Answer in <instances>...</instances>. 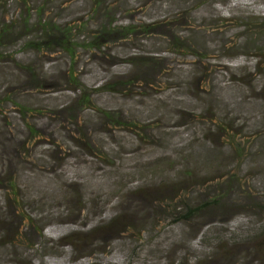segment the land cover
Wrapping results in <instances>:
<instances>
[{
	"label": "rangeland",
	"instance_id": "1",
	"mask_svg": "<svg viewBox=\"0 0 264 264\" xmlns=\"http://www.w3.org/2000/svg\"><path fill=\"white\" fill-rule=\"evenodd\" d=\"M95 1L0 0V264H264V0Z\"/></svg>",
	"mask_w": 264,
	"mask_h": 264
},
{
	"label": "trees",
	"instance_id": "2",
	"mask_svg": "<svg viewBox=\"0 0 264 264\" xmlns=\"http://www.w3.org/2000/svg\"><path fill=\"white\" fill-rule=\"evenodd\" d=\"M95 1V0H94ZM104 2H105V0H97V2L95 1V6L96 7H98V8H104V10L105 9H107L106 8V5L104 4ZM103 10V11H104ZM108 10V9H107ZM155 23L154 22H150V23H148L146 26L144 25V28L146 29L145 31H147L150 27H153V25H154ZM46 29H48V25H47V27H46ZM100 32H98V34L93 38V40L90 42V44L93 46V47H96V48H98V47H100L102 44H103V42L104 43H107L106 42V40L109 38V35H111V33H112V31H114L113 29H110L109 27H108V25H106V26H102V27H100ZM153 29V28H152ZM8 30H9V28H7V27H3V28H1V30H0V46H1V43L3 42V40L5 39V37H6V34H7V32H8ZM65 31V32H64ZM63 31V35L61 34V35H59L58 37H57V39H56V41H57V43L61 46V48H63V49H65V50H67L70 54L72 53V48H73V45H74V42H72V40H71V34H70V31H71V29H65ZM119 31L120 32H125L126 34H128V33H133L134 32V28H133V26H131V25H127V26H123V28H119ZM148 31H151V29L150 30H148ZM175 40V39H174ZM6 41V40H5ZM174 42H176V43H173V45H174V47L175 48H181V49H185L186 47H183V45H182V43L180 42V41H178V40H175ZM174 48V49H175ZM147 56H143L142 54L141 55H139V56H137V55H134L132 58H129L127 61L128 62H130V63H134V61L136 60V59H138V60H141L142 62H144V65H146V64H148V63H150V62H152L149 58H151V57H149V54H146ZM83 100L84 101H87L88 100V98L87 97H85L84 96V98H83ZM25 110H27V109H24V110H22V112L21 113H25ZM223 126V128H226V131H229L230 130V128H229V126L226 124V122H225V120H224V123L222 124ZM28 128V130L32 133H34V135L36 134L35 133V131H36V128L34 127V126H32V124H29V126L27 127ZM143 128H142V126H139V128L137 129V131L139 132L140 130H142ZM234 135H235V133L233 132V131H230L229 132V134L228 135H226V137L228 138V141L229 142H234L233 141V139H235V137H234ZM236 137H237V135H236ZM234 145H235V151H236V153L237 154H241L242 153V150H243V147H244V145L243 144H241V142H239V141H237V142H235L234 143ZM233 179V181L231 182V180L230 179ZM230 179H229V181H230V183L228 184L227 183V185H228V187H227V190L229 189V190H232V186L231 185H233L234 184V182H235V186H236V188H238L237 187V184H239V182L237 181V179H236V173H235V171H231V173H230ZM228 181V182H229ZM231 186V187H230ZM234 186V187H235ZM239 186H240V184H239ZM14 187H15V182H14V178H11V177H8V181H7V188L8 189H11V190H14ZM15 195V194H14ZM216 199L217 198H213V199H211L210 201H204V202H202V203H200L198 206H196V207H194V209L193 208H190L191 210L189 211V212H186L185 213V215H179V218L176 220V221H179V220H189V218H190V216L192 215V213H195V212H197V211H200V210H202L203 208H205V207H210V206H212V205H214L216 208H219V206H220V202L218 201V202H215L216 201ZM215 200V201H214ZM199 207V208H198ZM247 208V206L245 205L244 206V208H243V210H245ZM260 208V210H261V213H262V220L263 221H261V223H262V225H261V229L263 230L264 229V206H260L259 207ZM197 209V210H196ZM113 221V220H112ZM48 228H51V229H53V232H55V231H58V233H57V239H64V238H67V237H69L71 234H72V231L74 230V229H66V230H63V226H61V225H55V224H53V225H49V226H46L45 227V229L44 230H47ZM77 231H75V232H73V233H76ZM44 234H42V236H43ZM67 244H70L69 242H67ZM260 247V246H259ZM84 264H94L93 262H91V263H89V262H86V263H84Z\"/></svg>",
	"mask_w": 264,
	"mask_h": 264
}]
</instances>
